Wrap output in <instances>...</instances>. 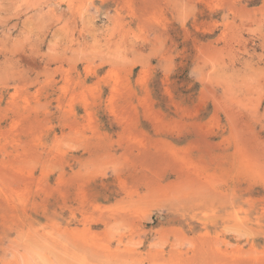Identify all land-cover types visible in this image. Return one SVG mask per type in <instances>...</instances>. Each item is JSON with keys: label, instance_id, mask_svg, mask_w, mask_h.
Listing matches in <instances>:
<instances>
[{"label": "rangeland", "instance_id": "obj_1", "mask_svg": "<svg viewBox=\"0 0 264 264\" xmlns=\"http://www.w3.org/2000/svg\"><path fill=\"white\" fill-rule=\"evenodd\" d=\"M0 264H264V0H0Z\"/></svg>", "mask_w": 264, "mask_h": 264}]
</instances>
